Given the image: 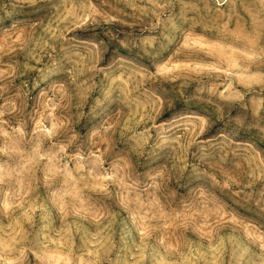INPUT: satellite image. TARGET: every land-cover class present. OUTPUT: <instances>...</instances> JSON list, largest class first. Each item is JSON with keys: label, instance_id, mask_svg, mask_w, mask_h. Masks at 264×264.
<instances>
[{"label": "rangeland", "instance_id": "rangeland-1", "mask_svg": "<svg viewBox=\"0 0 264 264\" xmlns=\"http://www.w3.org/2000/svg\"><path fill=\"white\" fill-rule=\"evenodd\" d=\"M0 264H264V0H0Z\"/></svg>", "mask_w": 264, "mask_h": 264}]
</instances>
